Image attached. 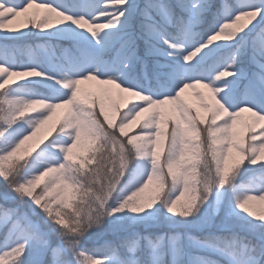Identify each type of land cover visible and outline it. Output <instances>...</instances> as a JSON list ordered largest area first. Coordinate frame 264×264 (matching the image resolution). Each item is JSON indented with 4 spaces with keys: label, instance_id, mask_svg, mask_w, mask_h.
Here are the masks:
<instances>
[{
    "label": "snow or ice",
    "instance_id": "obj_1",
    "mask_svg": "<svg viewBox=\"0 0 264 264\" xmlns=\"http://www.w3.org/2000/svg\"><path fill=\"white\" fill-rule=\"evenodd\" d=\"M0 264H264V0H0Z\"/></svg>",
    "mask_w": 264,
    "mask_h": 264
},
{
    "label": "rangeland",
    "instance_id": "obj_2",
    "mask_svg": "<svg viewBox=\"0 0 264 264\" xmlns=\"http://www.w3.org/2000/svg\"><path fill=\"white\" fill-rule=\"evenodd\" d=\"M190 91H191V90H189V93H190ZM191 98L194 100V97H191ZM63 111H64L63 109L58 110L57 115H56L55 117H53V122L56 121V120L62 115ZM50 123H51V122H50ZM257 210H259V207H258Z\"/></svg>",
    "mask_w": 264,
    "mask_h": 264
}]
</instances>
